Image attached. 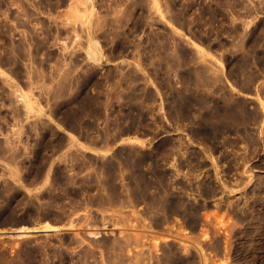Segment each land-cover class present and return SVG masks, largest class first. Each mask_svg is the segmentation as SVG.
<instances>
[{
  "label": "rangeland",
  "instance_id": "obj_1",
  "mask_svg": "<svg viewBox=\"0 0 264 264\" xmlns=\"http://www.w3.org/2000/svg\"><path fill=\"white\" fill-rule=\"evenodd\" d=\"M180 106L189 107L187 117ZM225 110L233 118L224 119ZM162 139L174 154H155ZM128 160L142 162L150 179L162 172L169 184L172 177L189 187L169 186L200 208L196 229L173 214L163 226L176 235L144 228L154 215L131 203L139 170L124 167ZM109 176L125 208L118 199L88 204L107 195ZM198 185L214 196H200ZM31 220L59 227L18 237ZM65 243L71 260L55 251ZM20 245L35 257L23 261ZM63 257L264 264V0H0V264Z\"/></svg>",
  "mask_w": 264,
  "mask_h": 264
},
{
  "label": "bare ground",
  "instance_id": "obj_2",
  "mask_svg": "<svg viewBox=\"0 0 264 264\" xmlns=\"http://www.w3.org/2000/svg\"><path fill=\"white\" fill-rule=\"evenodd\" d=\"M178 110H179V114H181V116L183 117H187V115L189 114V107H187V106H180L179 108H178ZM233 115H234V113H233V111L232 110H225L224 111V114H222V116H223V118L224 119H230V118H233ZM211 118V117H210ZM173 142V141H172ZM174 143V142H173ZM172 143H171V141H170V139H162V140H160L159 141V143L153 148V150L155 151V154H158V153H162V152H166V153H171V149L172 148H175L174 147V144H172L173 145V147H172V145H171ZM173 151H172V153L174 154L175 152H174V149H172ZM145 156V155H144ZM144 156H142L141 157V159H139V160H141V161H143V159H144ZM180 161V160H179ZM142 162H140V161H135L134 163H133V161L131 162V161H127L126 163H124L123 164V166L124 167H128L129 169H132V167H134V168H136V169H138L139 170V167H141L140 166V164H141ZM176 163V162H175ZM189 164H190V162H189ZM173 165V164H172ZM179 165H181V164H177V167H181V166H179ZM188 165V164H187ZM174 166H176V165H174ZM117 166L116 165H114L113 163H111V162H107V163H104L103 164V168L105 169V172L107 171L108 173H111V172H113V175H114V171L113 170H116V169H118V168H116ZM172 167V166H171ZM174 168H176V167H174ZM173 168V169H174ZM190 168H191V164H190ZM176 170V169H175ZM116 171H118V170H116ZM142 171V170H141ZM140 170H139V173L137 172V174H134L133 175V184H134V186H132V190L130 191V194H127V196L129 197V195L132 197V202L131 203H133L134 205H139L140 203L141 204H143L144 205V209H143V211L141 212V215H144V216H146L147 218L149 217V216H151V213H153L152 214V216H153V218L152 219H150V217H149V219H150V221H149V224L147 225V223H146V225H145V227L144 228H148L149 230H151V232L153 231V233L155 232V234H157V233H161V234H167V233H163L164 231H166V232H168L169 230L171 231H169L170 233H172V235H176V233H175V231L177 230V229H174L175 231H174V233L175 234H173V228H171V229H168L167 227H166V229H168V230H166L165 229V225L163 226V224L164 223H166L167 221H169V218H171V216H172V214L173 215H179L180 217H181V219L183 220V222L187 225V227H189V229L191 230V231H193L194 230V228H195V225H196V223L198 224V222H197V217H198V212H199V210L198 209H200V208H198V206H194V205H189V206H191V207H188L187 206V204L185 203L186 201V199L184 200V198H183V196L185 195H183L182 194V192H183V189L184 190H189V189H185V188H189L187 185H186V187H184L183 185H179V183H180V181L179 182H177L176 180H175V178L173 177V179L175 180V182H177L176 183V185L178 184L180 187H179V189L176 187V190L178 189V190H182V192H176V194H173V192L171 193L170 192V189L172 188V186L171 185H173V183L175 184V182H173L172 183V181L173 180H171L172 179V177L170 178V176H169V178H170V184H169V179H167V175L165 176V175H163V174H161L160 172V174L159 175H156V172H155V176L152 178V179H150V178H148L147 176H145V174H143V172H141ZM173 175H175L174 173H172ZM56 175V174H55ZM63 175V174H62ZM61 174L59 175L58 174V177H61L62 176ZM122 175V174H121ZM171 175V174H170ZM186 175V174H185ZM115 176V175H114ZM131 176V175H130ZM153 176V175H152ZM172 176V175H171ZM177 176V175H176ZM110 177V178H109ZM109 177H107V181L105 180V182H103L104 184H102L103 186H105V187H107L105 190H106V192H107V195H102L101 193V196H96V197H93V196H95V194L92 196V198H90L92 201L90 202V203H88V204H90V205H92V206H97V207H100V208H102L105 204L106 205H112V202H114L115 203V201L118 199V201L122 204H120L122 207L125 205V204H127L126 206H128L129 204L127 203V200H125V197H126V195L125 194H123L124 192H123V190L121 191V189L118 187V186H116L115 185V183H113V176H109ZM132 177V176H131ZM56 179H54V180H57V177H55ZM62 178V177H61ZM64 178V177H63ZM65 178H67V177H65ZM65 178H64V180H65ZM91 178L92 179H94L95 180V177H92L91 176ZM91 178H88L89 180H88V182L90 181V183H91V181L94 183V182H96L97 180H95V181H93V180H90ZM109 178V179H108ZM68 179V178H67ZM181 179V178H180ZM58 180H60L59 178H58ZM181 181H183V180H181ZM99 183V182H98ZM169 186H171V188H169ZM200 186H203V185H200ZM200 186L198 185V186H196L197 187V189H199L200 191H199V194H200V196H202V195H208V194H214V192L215 191H213L211 188H207V187H205V188H200ZM175 187H174V189H175ZM209 187V186H208ZM53 189L55 190V188L53 187ZM173 189V188H172ZM171 189V190H172ZM54 190L52 191L51 190V195H52V193H54ZM128 191V192H129ZM173 191V190H172ZM195 191L197 192L198 190H196L195 189ZM50 192V191H49ZM127 192V191H126ZM185 193H186V191H184ZM99 193V192H98ZM190 194V193H189ZM198 194V195H199ZM191 195V194H190ZM211 195V196H212ZM53 196H55V195H53ZM105 196V197H104ZM125 196V197H124ZM188 196V195H187ZM187 196H184V197H186L187 198ZM208 196H210V195H208ZM214 196V195H213ZM212 196V197H213ZM56 197L57 196H55L54 198L56 199ZM89 197V196H88ZM130 197V198H131ZM49 198H50V196H49ZM52 198V197H51ZM87 198V197H86ZM120 198V199H119ZM129 198V199H130ZM53 199V198H52ZM87 199H89V198H87ZM87 201V200H86ZM130 201H131V199H130ZM129 201V202H130ZM126 206H124V208L126 207ZM35 206H32V211H33V208H34ZM39 206H36L35 208H36V211H37V208H38ZM29 208H31V207H29ZM204 208V207H203ZM203 208H201V209H203ZM42 209V208H41ZM40 209V210H41ZM47 209H49V208H47ZM75 209H76V206H75ZM38 210H39V208H38ZM73 210H74V208H73ZM25 211H27V210H25ZM35 211V210H34ZM36 211H35V213H36ZM45 211V209L43 210V212ZM51 211V212H50ZM48 210V213L47 214H49V212L50 213H52L53 211L52 210ZM64 210H62V212H63ZM160 211L162 212V213H160ZM28 212H29V210H28ZM27 212V213H28ZM37 212H39V211H37ZM42 212V210L39 212V213H41ZM47 212V211H46ZM46 212H45V214H46ZM58 212H60V211H58ZM57 211H56V213H58ZM70 212V211H69ZM73 212V211H72ZM102 212V211H101ZM137 212V211H136ZM136 212H132V213H135V214H137ZM29 213H31V211L29 212ZM65 213V212H64ZM63 213V214H64ZM74 213V212H73ZM72 213V214H73ZM143 213V214H142ZM26 214V213H25ZM38 214V213H37ZM37 214H34V215H37ZM43 213H41V215H42ZM43 215V217H46L47 215ZM53 214V213H52ZM60 214H61V212H60ZM59 213L57 214V215H60ZM63 214H61L62 216H63ZM162 214V215H161ZM11 215H13V214H11ZM27 215V214H26ZM26 215H24L23 214V218H24V216H26ZM33 214H31V216L33 217L34 216ZM54 215V214H53ZM53 215H48L47 216V218L46 219H49L48 217L50 216H53ZM61 215H60V217H61ZM67 215V214H66ZM138 215V214H137ZM28 216V215H27ZM39 216V215H38ZM54 216H56V214L54 215ZM70 216V215H69ZM69 216H66L67 218L69 217ZM140 216V215H139ZM139 216H138V218H139ZM9 217H10V215H9ZM14 217V216H13ZM35 217V216H34ZM42 217V216H41ZM40 217V218H41ZM42 217V218H43ZM65 217V218H66ZM22 218V219H23ZM27 218V217H26ZM25 218V219H26ZM28 218H30V216H28ZM39 218V217H38ZM41 218V219H42ZM55 219L54 220H56V221H59V219H58V217L56 218V217H54ZM137 218V217H136ZM35 219V218H34ZM51 219V218H50ZM52 219H53V217H52ZM58 219V220H57ZM91 219H94L93 221H94V223L95 222H98L97 221V219H96V221H95V218L94 217H92ZM30 220V219H29ZM28 220V221H29ZM33 220V219H32ZM31 220V222H33ZM36 220H38V219H36ZM60 220H61V218H60ZM135 220H140L139 221V226H141V227H143L144 226V223H143V226L141 225L142 224V222H141V219H135ZM142 220H143V218H142ZM148 220V219H147ZM25 221V220H24ZM27 221V222H28ZM39 221V220H38ZM122 221L124 222V220L122 219ZM136 222H138V221H136ZM140 222H141V224H140ZM29 223V222H28ZM41 223V222H40ZM200 223V222H199ZM107 224V223H106ZM106 224H103V226L104 225H106ZM167 224V223H166ZM183 224V223H182ZM25 225V224H24ZM31 225V224H30ZM33 225H35V226H32V228H29V227H31V226H21L18 230H17V232L19 233V235H18V237L19 236H24L25 234H27V233H29V232H37V231H41V232H52V231H55V230H57L58 229V227H59V225H57V224H54V223H50V222H42L41 224H39V222H36V223H34L33 222ZM39 225H41V226H39ZM89 225V224H88ZM92 225H93V223H92ZM124 225H126V224H124ZM168 225V224H167ZM72 224H70L69 225V227L70 228H72ZM75 226V225H74ZM91 226V225H90ZM137 227L138 226V223H137V226L136 225H133L132 227ZM169 226V225H168ZM22 229H26V230H24V231H22ZM105 229V228H104ZM162 229V230H161ZM196 229V228H195ZM202 231V230H201ZM150 232V231H149ZM101 233V232H100ZM170 233H169V235H170ZM202 233V232H201ZM88 235H91L92 236V238H95V237H98L99 236V232L97 231V232H90ZM102 235V234H101ZM142 235V234H141ZM172 235H170V236H172ZM200 235V234H199ZM206 234H204V236H205ZM143 237V236H142ZM146 237V236H145ZM144 237V238H145ZM139 238V237H138ZM136 239V237L135 238H131L130 239V237H128V238H126L125 240L126 241H129V240H132V242H135L136 240H140L139 241V243L140 244H136V245H141L142 243H141V239ZM147 238V237H146ZM71 239V238H70ZM45 240V239H44ZM64 240V239H63ZM67 240V239H66ZM103 240H106V239H103ZM142 240H143V238H142ZM46 241V240H45ZM77 242V240H71L70 241V243L71 242ZM24 242H26V241H24ZM28 242V241H27ZM64 242H66L65 240H64ZM63 242V243H64ZM22 244H24L23 242H21ZM137 243V242H136ZM28 244H30V243H28ZM67 244H69L68 242H67ZM3 245V244H2ZM16 245V244H15ZM14 245V246H15ZM31 245V244H30ZM46 245H48V244H46ZM144 244H142L141 246H143ZM13 246V247H14ZM21 247H23L24 248V246L25 245H20ZM31 246H33V247H35L34 245H31ZM31 246H30V248H31ZM38 246V245H37ZM121 246H123V245H121ZM120 246V247H121ZM9 247H11V246H9ZM27 247V248H26ZM32 247V248H33ZM55 247V246H54ZM57 247V246H56ZM56 247H55V251H57V250H59V249H64V252H66L67 254H69L70 255V253H71V255L69 256V258H68V260H71L72 259V251L74 250L73 249V247H71V250L72 251H70V248H69V246L68 245H66V243H65V245L63 246V245H59L58 247H57V249H56ZM132 247L133 248H135L134 247V245H132ZM137 247H139V246H137ZM1 248H2V246H1ZM12 248V247H11ZM29 248V245L27 246H25V249L23 250L22 248V250L24 251L23 253H24V256L22 255V257H21V259L23 260L24 258H27V260L29 259H31V257H35V256H31V253H29L30 252V249ZM36 248V247H35ZM35 248H33V249H35ZM39 248V247H38ZM65 248H66V250H67V248H69L67 251L69 252H67L66 250H65ZM123 248V247H122ZM33 249H31L32 251H34V252H36L35 250H33ZM54 248H52V250H53ZM124 249V248H123ZM163 249V248H162ZM18 250H20V249H18ZM28 250H29V252H28ZM37 250V249H36ZM12 251H13V249H12ZM38 251V250H37ZM54 251V252H55ZM11 252V251H10ZM62 252V251H61ZM53 253V252H52ZM57 253H60V251L59 252H57ZM74 253V252H73ZM32 254H34V253H32ZM39 254V253H38ZM55 254H56V252L54 253V258L56 259V257H55ZM63 254V253H62ZM61 254V255H62ZM133 254V253H132ZM136 254V253H135ZM34 255H36V254H34ZM60 255V254H59ZM58 255V256H59ZM65 255V254H64ZM84 255H86V254H84ZM19 256V255H18ZM63 256V255H62ZM133 256V255H132ZM61 257V256H60ZM64 258L65 257H63L60 261V264H66L65 263V261H66V259H65V261H64ZM33 259V258H32ZM36 259V258H35ZM34 259V260H35ZM57 259H59V258H57ZM26 260V261H27ZM24 261V260H23ZM32 262H36V260L35 261H33L32 260ZM43 262V261H42ZM41 262V263H42ZM67 262V261H66ZM70 262V261H69ZM71 262H73V261H71ZM40 263V262H39ZM74 263H75V261H74ZM74 263H72V264H74ZM24 264H28V263H24ZM35 264V263H34ZM59 264V263H58ZM70 264V263H69Z\"/></svg>",
  "mask_w": 264,
  "mask_h": 264
}]
</instances>
